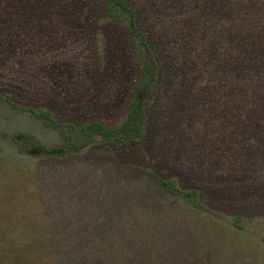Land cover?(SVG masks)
<instances>
[{
	"label": "rangeland",
	"instance_id": "1",
	"mask_svg": "<svg viewBox=\"0 0 264 264\" xmlns=\"http://www.w3.org/2000/svg\"><path fill=\"white\" fill-rule=\"evenodd\" d=\"M126 2L157 64L129 145L92 126L125 118L141 75L106 0H0L3 196L36 183L63 264H264V0Z\"/></svg>",
	"mask_w": 264,
	"mask_h": 264
},
{
	"label": "trees",
	"instance_id": "2",
	"mask_svg": "<svg viewBox=\"0 0 264 264\" xmlns=\"http://www.w3.org/2000/svg\"><path fill=\"white\" fill-rule=\"evenodd\" d=\"M106 3L108 16L124 23L140 46L141 75L132 93L125 118L115 127H105L100 124L92 126L103 138L129 145L133 139H139L142 135L144 110L156 79L157 64L144 34L135 22V13L126 0H106ZM2 16L0 10V18ZM243 33L247 36L245 29ZM32 145L37 151L34 152L36 155L55 153L53 148ZM68 145L60 151L64 153L71 151V143L69 142ZM148 174L165 191L185 200L197 210H204L197 191L181 190L173 180H165L153 173ZM19 183L18 189H15L19 195L17 199L13 196H3L5 188L2 183L0 184V264H63L65 257L60 248L53 243L45 204L38 195H35L36 183L31 181Z\"/></svg>",
	"mask_w": 264,
	"mask_h": 264
}]
</instances>
